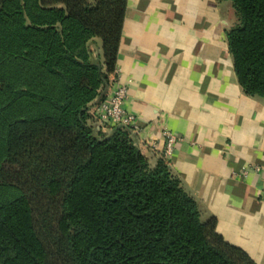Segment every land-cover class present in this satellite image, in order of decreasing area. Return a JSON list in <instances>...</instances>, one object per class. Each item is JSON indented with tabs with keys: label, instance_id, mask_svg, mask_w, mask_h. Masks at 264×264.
Here are the masks:
<instances>
[{
	"label": "trees",
	"instance_id": "obj_1",
	"mask_svg": "<svg viewBox=\"0 0 264 264\" xmlns=\"http://www.w3.org/2000/svg\"><path fill=\"white\" fill-rule=\"evenodd\" d=\"M229 1L238 83L264 100V0ZM127 0H0L5 114L0 264H257L202 220L163 158L92 125L115 74ZM101 42L93 56L89 42ZM95 121V120H94Z\"/></svg>",
	"mask_w": 264,
	"mask_h": 264
},
{
	"label": "crops",
	"instance_id": "obj_2",
	"mask_svg": "<svg viewBox=\"0 0 264 264\" xmlns=\"http://www.w3.org/2000/svg\"><path fill=\"white\" fill-rule=\"evenodd\" d=\"M236 21L229 1L127 0L116 72L130 81L131 138L150 166L163 158L167 128L182 139L170 171L202 220L216 218L227 242L264 264V179L239 177L246 164L264 165V100L246 95L235 75L226 32ZM97 41L88 44L93 56L101 54ZM98 99L89 105L94 126Z\"/></svg>",
	"mask_w": 264,
	"mask_h": 264
},
{
	"label": "built area",
	"instance_id": "obj_3",
	"mask_svg": "<svg viewBox=\"0 0 264 264\" xmlns=\"http://www.w3.org/2000/svg\"><path fill=\"white\" fill-rule=\"evenodd\" d=\"M113 87L104 99L97 101L93 109V116L100 127H123L130 132L136 129L137 117L126 109L128 100L129 82L120 80L115 71ZM161 138L164 142L162 157L166 162L172 158L177 144L181 142V138L167 128H162ZM152 148L157 149V144L153 143ZM250 174H255L264 179V165L246 164L240 170L239 177L247 179ZM261 195L264 198V186L261 189Z\"/></svg>",
	"mask_w": 264,
	"mask_h": 264
},
{
	"label": "rangeland",
	"instance_id": "obj_4",
	"mask_svg": "<svg viewBox=\"0 0 264 264\" xmlns=\"http://www.w3.org/2000/svg\"><path fill=\"white\" fill-rule=\"evenodd\" d=\"M99 48L101 49V42L97 41ZM5 84H0V101L4 100L7 98L8 92L6 91V89L4 88ZM5 96V97H3ZM5 114L6 113H0V151L3 148V135H4V124L3 122L5 121ZM16 196V192L14 190L11 189H0V202L6 200V199H11L13 197Z\"/></svg>",
	"mask_w": 264,
	"mask_h": 264
}]
</instances>
